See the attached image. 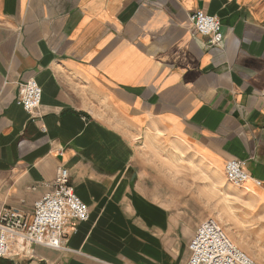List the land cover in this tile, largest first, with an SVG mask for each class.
Instances as JSON below:
<instances>
[{
	"label": "crops",
	"instance_id": "crops-1",
	"mask_svg": "<svg viewBox=\"0 0 264 264\" xmlns=\"http://www.w3.org/2000/svg\"><path fill=\"white\" fill-rule=\"evenodd\" d=\"M195 12L222 48L193 35ZM28 80L34 121L16 103ZM228 161L264 216V0H0V211L31 215L64 168L89 213L70 252L0 264H186L207 219L191 176L221 189Z\"/></svg>",
	"mask_w": 264,
	"mask_h": 264
},
{
	"label": "built area",
	"instance_id": "built-area-1",
	"mask_svg": "<svg viewBox=\"0 0 264 264\" xmlns=\"http://www.w3.org/2000/svg\"><path fill=\"white\" fill-rule=\"evenodd\" d=\"M189 21L193 35L207 39L205 47L222 48L224 38L217 17L195 12ZM41 98V88L34 80L18 85L16 103L32 121L38 118L36 111ZM223 173L234 187H241L249 180L239 161L226 162ZM49 187L51 192L34 204L31 215L15 208L0 211V259L28 257L34 247L70 252L66 246L68 224L72 220L86 222L88 207L75 195L66 169L57 170ZM188 248L190 256L186 264H257L231 243L212 218L199 224Z\"/></svg>",
	"mask_w": 264,
	"mask_h": 264
},
{
	"label": "rangeland",
	"instance_id": "rangeland-1",
	"mask_svg": "<svg viewBox=\"0 0 264 264\" xmlns=\"http://www.w3.org/2000/svg\"><path fill=\"white\" fill-rule=\"evenodd\" d=\"M192 194L202 193L207 201V218L214 219L228 239L257 264H264V216L247 213L246 206L223 177L221 189L199 190L198 175L191 176ZM202 180V179H200ZM203 186V184H201ZM210 185V184H207Z\"/></svg>",
	"mask_w": 264,
	"mask_h": 264
}]
</instances>
